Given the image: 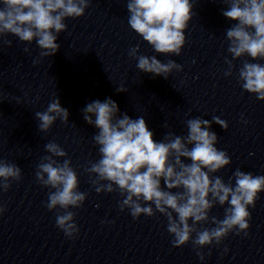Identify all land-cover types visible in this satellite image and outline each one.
I'll list each match as a JSON object with an SVG mask.
<instances>
[{"label": "water", "instance_id": "95a60500", "mask_svg": "<svg viewBox=\"0 0 264 264\" xmlns=\"http://www.w3.org/2000/svg\"><path fill=\"white\" fill-rule=\"evenodd\" d=\"M126 2L89 0L81 17L64 21L51 56L41 57L35 41L0 36V160L21 170L19 181L0 190V264H264V193L248 209L247 234L234 230L218 245L194 249L191 241L173 246L159 213L133 219L127 208L120 210L118 189L97 194L92 186L95 177L87 169L99 155L92 139L95 129L83 120L82 109L106 97L121 114L142 116L156 140L169 133L186 135L187 119L211 122L218 117L227 127L212 122L211 130L230 163L215 175L226 183L237 168L264 175V101L238 83V70L249 58L232 60L227 51L225 32L232 22L221 14L224 0H191L192 18L178 56L154 53L130 29ZM137 45L138 55H156L165 63L171 59L180 70H172L167 79L140 72L128 56ZM226 60L232 66L229 76L224 75ZM55 98L68 110L67 123L58 119L41 132L35 113ZM48 142L66 152L78 188L86 193L83 204L70 209L78 228L72 238L56 227L59 210L45 207L49 189L36 181L37 165L49 155ZM223 215L224 206L214 204L209 221L197 228L213 227L211 218Z\"/></svg>", "mask_w": 264, "mask_h": 264}, {"label": "clouds", "instance_id": "9594fccd", "mask_svg": "<svg viewBox=\"0 0 264 264\" xmlns=\"http://www.w3.org/2000/svg\"><path fill=\"white\" fill-rule=\"evenodd\" d=\"M224 4L221 14L232 22L225 32L227 51L232 60L249 58L238 70V83L243 91L264 101V63L256 62L264 61V0H224ZM88 6L89 0H0V36L10 34L27 44L35 41L41 57L51 56L59 47L56 41L66 28L64 21L81 17ZM126 9L128 26L154 53L180 54L192 18L191 0H127ZM137 51L138 45L131 47L128 56L136 60L140 72L167 79L172 70H180L171 59L165 63L156 55H138ZM226 63L229 71L224 75L229 76L232 66ZM82 114L85 123L95 129L92 139L99 159L87 171L95 177L92 186L97 194L118 189L123 197L118 206L121 211L127 208L133 219L155 213L165 217L174 247L191 241L194 249H200L213 242L218 245L234 230L247 234L248 209L264 193V175L237 168L227 183L215 175L230 163L228 154L216 147L218 137L211 130L212 122L226 128L224 121L215 116L211 122L190 118L186 135L169 133L156 140L142 116L121 114L109 97L86 103ZM68 115L55 98L44 111L35 113L38 130L46 133L58 119L67 123ZM44 147L49 155L37 165L36 181L49 189L45 207L59 210L56 227L72 238L78 228L70 209H78L86 193L78 188V176L66 152L56 142ZM20 175L16 164L0 160V190L6 191L9 181H19ZM214 204L224 206L223 218L212 217L213 227L198 229L209 221ZM197 256L204 260L199 251Z\"/></svg>", "mask_w": 264, "mask_h": 264}]
</instances>
